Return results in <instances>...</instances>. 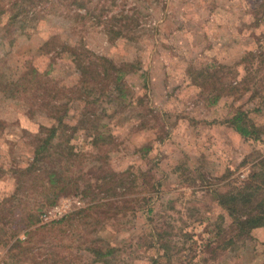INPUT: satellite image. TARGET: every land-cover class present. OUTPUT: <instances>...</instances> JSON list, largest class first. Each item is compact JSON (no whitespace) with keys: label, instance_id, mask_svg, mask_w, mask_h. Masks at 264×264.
Segmentation results:
<instances>
[{"label":"rangeland","instance_id":"1","mask_svg":"<svg viewBox=\"0 0 264 264\" xmlns=\"http://www.w3.org/2000/svg\"><path fill=\"white\" fill-rule=\"evenodd\" d=\"M19 1L0 0V264H102L93 247L113 250L105 264H264V228L235 248L207 247L220 218L226 229L230 222L217 194L240 187L264 157V135L244 138L228 122L241 110L264 127L260 0H34L28 10ZM63 46L127 67L125 101L110 90L76 100L78 74ZM34 74L28 92L22 84ZM46 95L68 106L76 155L39 166L68 170L52 205L44 175L16 192L56 123L39 108ZM71 198L82 208L41 221ZM29 214L36 222L23 229Z\"/></svg>","mask_w":264,"mask_h":264},{"label":"trees","instance_id":"2","mask_svg":"<svg viewBox=\"0 0 264 264\" xmlns=\"http://www.w3.org/2000/svg\"><path fill=\"white\" fill-rule=\"evenodd\" d=\"M23 1L27 4L25 8L27 10L30 6H35L34 0ZM18 2L20 1L18 0ZM18 2H14L13 5L9 6L13 9ZM255 6L258 10H263L261 12L262 15L264 13V0L255 3ZM81 7L83 9V6ZM17 19L18 15L11 16L7 26L14 24ZM55 39L56 37L50 38L42 46L41 50L47 49ZM54 47L55 46L52 48ZM50 48L48 51H50ZM62 49V51H67L70 58H72V64L78 74V81L70 91L71 95H77L75 98L76 100L88 103L85 100L86 98L84 95L94 94L96 92L105 93L110 90V92L113 93L114 91L117 94L116 96L119 100L125 101V98L128 97V95L125 94V75L127 73V67H117L113 62L103 57L94 58L92 60H89V58L81 59L80 57H83L86 53L84 50L80 51L81 53L79 54L77 51L69 48L66 50L65 46H63ZM47 74L48 73H45V75ZM213 76L214 75H212V77ZM35 77L34 74L30 78V81L25 80V83L22 84L24 90L28 88L29 90L27 89V91H31V81L32 79H35ZM40 84L44 85L43 82H40ZM213 88H218L214 98L215 102L220 99L221 91L218 86H213ZM227 90L231 93L236 91V88L229 84V89ZM44 92L48 95L46 89H44ZM47 95L42 98L43 102L40 104L39 108L43 111L46 118L53 120L56 123L45 128L47 136L40 141L38 146L35 147L32 162L22 170V174L18 173L17 183L20 185L17 187L16 192L19 190L21 191V187L23 188L22 183H26V177L35 180L38 179V177H42L39 174L44 175L45 182L42 184L43 192L52 195L51 200L48 198V204L52 205L69 186L68 177L66 175L68 170L61 171L60 169L46 168L43 173L39 166L54 156L58 158L59 161H62L63 159L69 161L76 155L73 152V148L69 146V137L65 135L67 125L64 123V118L68 111V106H65L64 104L56 106V102L52 99H48ZM86 113L87 111L84 110L83 115ZM228 122L230 127L244 138L259 139L264 135V127H259L253 124L249 120L248 112L237 110ZM70 128L72 130L77 129L73 126H70ZM62 138L65 140H61ZM46 165L47 164H43L42 168ZM14 173H16V171ZM14 197L13 194L9 199L12 200ZM215 199L218 206L228 216L230 222L226 229L223 226V217L220 218L221 223L216 230L215 238H213L214 242H209L207 247L212 244H217L216 248L219 250H225L230 247L235 248L238 243H243L249 239V235L253 230L264 228V157L257 162L255 169L240 187L236 188L234 191L217 194ZM80 213L81 212L73 214V216L76 215L77 217ZM28 217L32 218V220L29 221L23 229L30 228L36 222L34 215L32 216V214H29ZM160 238L161 236L159 234L157 236L156 234V238L154 239L156 242H160L161 246L166 250V246ZM20 244L21 242L17 240L14 245L20 247ZM88 251L92 257L97 259L96 262L102 264L109 263L108 260L104 259L112 257L113 252V250H108L104 254L99 248L95 247L90 248Z\"/></svg>","mask_w":264,"mask_h":264},{"label":"built area","instance_id":"3","mask_svg":"<svg viewBox=\"0 0 264 264\" xmlns=\"http://www.w3.org/2000/svg\"><path fill=\"white\" fill-rule=\"evenodd\" d=\"M82 205L79 198L62 199L55 206L44 210L40 215V219L43 223H54L72 211L82 208Z\"/></svg>","mask_w":264,"mask_h":264}]
</instances>
